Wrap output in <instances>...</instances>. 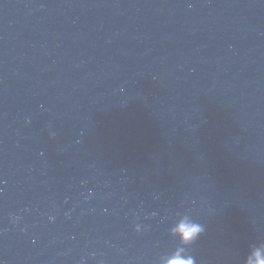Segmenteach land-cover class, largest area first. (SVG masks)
Here are the masks:
<instances>
[{
  "label": "water",
  "instance_id": "95a60500",
  "mask_svg": "<svg viewBox=\"0 0 264 264\" xmlns=\"http://www.w3.org/2000/svg\"><path fill=\"white\" fill-rule=\"evenodd\" d=\"M185 211L264 251V0H0V264H157Z\"/></svg>",
  "mask_w": 264,
  "mask_h": 264
},
{
  "label": "clouds",
  "instance_id": "9594fccd",
  "mask_svg": "<svg viewBox=\"0 0 264 264\" xmlns=\"http://www.w3.org/2000/svg\"><path fill=\"white\" fill-rule=\"evenodd\" d=\"M49 219L55 218L49 217ZM135 230L140 232L144 228L141 224H136ZM205 230V225L194 219L190 212L178 213L175 221L168 229L170 236L175 241V246L161 254L157 264H197L196 258L191 254V246ZM246 264H264V251L259 248L254 249L250 253Z\"/></svg>",
  "mask_w": 264,
  "mask_h": 264
}]
</instances>
